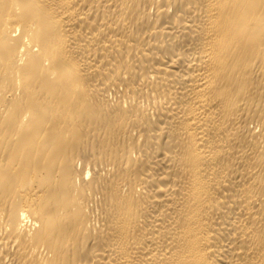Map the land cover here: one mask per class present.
Wrapping results in <instances>:
<instances>
[{
	"label": "bare ground",
	"instance_id": "6f19581e",
	"mask_svg": "<svg viewBox=\"0 0 264 264\" xmlns=\"http://www.w3.org/2000/svg\"><path fill=\"white\" fill-rule=\"evenodd\" d=\"M0 264H264V0H0Z\"/></svg>",
	"mask_w": 264,
	"mask_h": 264
}]
</instances>
